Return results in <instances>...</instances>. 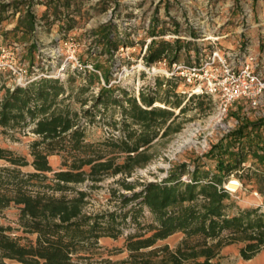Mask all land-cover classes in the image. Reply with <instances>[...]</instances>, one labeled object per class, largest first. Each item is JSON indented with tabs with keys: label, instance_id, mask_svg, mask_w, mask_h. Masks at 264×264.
Here are the masks:
<instances>
[{
	"label": "trees",
	"instance_id": "obj_1",
	"mask_svg": "<svg viewBox=\"0 0 264 264\" xmlns=\"http://www.w3.org/2000/svg\"><path fill=\"white\" fill-rule=\"evenodd\" d=\"M158 1L166 12L175 2ZM40 4L37 16L33 0L0 3V37L5 44L30 39L37 18L47 29L55 24L62 38L85 13L78 0H43ZM14 13H18L15 24L2 26ZM166 23L177 26L171 17L159 18L156 13L149 20L150 40L141 55L145 66L163 57L168 65L185 58L181 49L188 45L183 40L160 37L171 30ZM90 32L102 55L112 56L119 47L133 43L127 34L121 36L111 21ZM75 74L93 77L72 71L67 80ZM103 77L108 81L106 72ZM177 82L171 77L154 78L153 86L147 92L140 88L137 95L119 84L101 85L98 93L91 95L92 104L83 110V116L71 109L65 98L84 102L86 98L74 95L58 77L40 75L12 89L0 85V136L12 137L26 128L36 135L28 145L30 160L0 145V160L8 163L0 167V212L14 205L21 231L35 235L33 240L21 242L11 234L13 228L0 221V264H218L216 257L225 244L242 242L239 252L244 259L264 247V208L238 206L225 188L233 173L241 185L260 192L264 204V118L239 120L237 127L211 143L207 152L190 163L172 166L163 180L145 182L130 195L121 194L124 203H133L130 211L90 214L83 210L87 192L75 184L86 179L97 182L106 175L129 176L134 168L149 162L154 139L176 131L174 108L180 113L185 109L181 95L174 92ZM61 93L64 96L59 97ZM155 101L168 106H155ZM116 108L118 118L114 117ZM95 114H107L116 134L102 142H89L80 122L82 117L91 121ZM52 155L63 156L67 167L54 169L49 160ZM119 155H123L121 162L116 161ZM247 161L248 165L242 164ZM26 165L33 170H21ZM119 181L126 190L135 188ZM144 208L151 221L141 226L137 215ZM128 216L137 231L125 239L126 256L113 259L96 253L98 239L116 237L118 225ZM178 231L183 237L175 249L156 245Z\"/></svg>",
	"mask_w": 264,
	"mask_h": 264
},
{
	"label": "rangeland",
	"instance_id": "obj_2",
	"mask_svg": "<svg viewBox=\"0 0 264 264\" xmlns=\"http://www.w3.org/2000/svg\"><path fill=\"white\" fill-rule=\"evenodd\" d=\"M8 1L10 0H0V3ZM42 1L33 0L37 16L40 14L42 8L40 2ZM158 2V0H78V3L81 4V10L85 12L83 13L84 17H78V25L65 37H72L77 43L76 57L84 62L91 63L94 69L98 71L85 72L86 76H93L91 79H85V77L75 74L74 78L68 81L67 78L71 74V70L67 68L58 71L65 56L63 53L64 48L62 47V41L65 38L62 37V40H60V35L57 36L55 24H52L47 29L39 18H37L31 38L23 42H15L13 54L16 58V63L27 69V75L47 74L51 77L60 78L74 95L86 98L85 102L68 97V99L65 98V103H68L71 109L77 111L79 116H83V110L89 108L92 104L93 98L91 95L97 94L101 85L114 86L119 84L128 88L135 95L138 94L140 88H144V91L147 92L148 87L153 86L154 78L163 79L165 77L161 72L147 73L143 69L144 63L141 59V55L146 49L145 45L150 40L147 32L149 20L154 13L159 18H163L165 15L164 5ZM220 3L225 4L224 13L225 16L230 17V21L234 15H237L244 26H248L251 20L253 22L257 16V11L264 7V0H175L171 9L187 7L189 12L187 19L192 23H197L200 15L203 13L204 17L206 13L209 25H211L213 22L215 23L213 18L220 14ZM17 14L14 13L8 17L2 22V26L11 28L15 24ZM109 21L115 24L116 30L121 36H126L127 34L129 36L128 40L133 42L128 47H119L112 56L100 54L101 48L91 41L93 36L90 32L91 29ZM256 21L258 20L256 19ZM140 40H144L145 44H141ZM31 42H34V44L31 45ZM0 44H5L1 37ZM219 44L217 43L216 45L220 46ZM98 65H100L99 68L97 67ZM105 72L108 76V81L103 77ZM13 81L11 74L6 71L0 73V85L10 87ZM177 81L174 92L181 95L185 109L180 113L179 109L174 108L175 113L178 114L175 120V124L178 125L176 131H170L166 136L152 141L149 149L151 159L145 165L134 168L129 176H124L123 174L106 175L97 182L86 179L82 183L75 184L77 188L87 192L86 202L83 206L85 212L95 214L108 211H130L133 203H124L121 194L130 195L131 192L139 190L145 182L163 180L172 166L183 162L190 163L193 158L202 155L195 147V141L203 137L205 132L209 130L207 123L209 116L213 113L214 103L211 98L205 96H190L188 94V86L180 80ZM1 86L0 94L3 90ZM79 86L84 90H79ZM163 88L161 87L159 90L161 91ZM171 96V100H173L174 93ZM153 105L168 106L160 101H155ZM232 110L235 112L232 116H239L238 119L241 122L246 119L256 120L264 118L254 114L252 111L249 113L243 112L240 101L235 102L230 111ZM106 117L107 114L101 116L95 114L91 121L82 117L80 127L89 142H102L110 135L116 134L115 127L110 125ZM114 117H119L118 108L114 111ZM25 130L24 132H14L12 137L1 135L0 145L8 147L16 154L23 155L30 160L28 145L36 135L31 133L29 128ZM218 138H211L209 145ZM63 158V156L52 155L49 159L50 164L54 169H65L67 165H63ZM122 158L123 155H119L116 161L121 162ZM247 162L249 163V161ZM5 165H8V163L0 160V167ZM21 170L29 172L33 169L30 165H26ZM232 179L234 180L235 178L230 177L229 181L226 182V187L233 190L230 197L236 201L238 206L244 208L261 206L264 208L263 196L260 192L248 189V187L241 185L237 180L236 184H229ZM119 180L132 183L135 188L126 190ZM137 216L138 222L143 224L141 226L151 221V215L146 208L142 209ZM0 221L4 225L11 226L13 228L11 234L19 236L21 242L33 240L35 237L33 234L21 231L18 223V209L14 205H10L0 212ZM118 226L120 232L116 237L102 236L98 239L99 247L95 251L96 253L102 256H110L113 259L126 256L127 252L124 249L125 239L129 234H135L137 226L130 216ZM182 237L183 234L178 231L163 240H158L156 245L167 244L171 249H175ZM242 244L239 241L225 244L216 260L220 258L222 264H236L237 260L242 261V264L246 263L240 258L238 253L239 246ZM263 249L264 247L258 252L262 253Z\"/></svg>",
	"mask_w": 264,
	"mask_h": 264
},
{
	"label": "built area",
	"instance_id": "obj_3",
	"mask_svg": "<svg viewBox=\"0 0 264 264\" xmlns=\"http://www.w3.org/2000/svg\"><path fill=\"white\" fill-rule=\"evenodd\" d=\"M14 45L16 44H0V73L6 71L13 76L14 81L10 89L15 85H25L28 81L40 76V74L27 75V69L16 63L13 54ZM62 47L65 56L58 71L69 68L71 72L77 71L82 74L89 71L98 72L91 63L76 57L77 43L74 38H65L62 41ZM143 69L147 73L161 72L165 77L180 80L188 86L189 95L212 99L214 110L208 118L209 130L195 141V147L202 154L209 149L211 138H221L239 124V119L230 114L235 102H241L243 112L252 111L264 117V55L259 56L249 44L242 48H222L213 45L209 49H204L189 63L174 62L168 65L167 59L163 57L150 66L143 65ZM242 164L248 165V162ZM230 177H234L233 173L229 175ZM182 180H186V177L182 176ZM225 188L232 195L233 190L227 188L226 183Z\"/></svg>",
	"mask_w": 264,
	"mask_h": 264
},
{
	"label": "crops",
	"instance_id": "obj_4",
	"mask_svg": "<svg viewBox=\"0 0 264 264\" xmlns=\"http://www.w3.org/2000/svg\"><path fill=\"white\" fill-rule=\"evenodd\" d=\"M224 6L225 4L220 3V14L213 18L215 23L213 22L211 25H209L208 15L206 13L204 17L202 15L203 13L200 15V18L197 19V23H192L189 19H187L189 15L187 7H179L178 9L170 8L167 12L163 8L165 13L163 18L168 19L171 17L177 24L176 27L170 23H166V25H168L171 30L177 29V31L173 32L169 30L167 34L160 35V37L165 39L179 37L183 40L185 45H188V47H183L181 49L183 54L182 56L186 59L184 58L180 61L186 63H189L194 58H197L204 49H209L217 43H220L219 47L222 48H242L246 44H249L251 49L259 56L264 55V7H261L257 11V16L254 18L253 22H251V20L249 21L248 26H244L243 22L239 20L237 15H234L230 21V17L225 16L224 10L226 8H224ZM256 19L258 21H256ZM75 28L76 26L63 33V38H66L65 36ZM60 40H62V38ZM212 42L213 44H211ZM61 96H63L62 93L59 97ZM240 247L241 246H239V248ZM238 253L240 258L243 261H246L244 264H264V249L262 250V253L257 252L248 259H244L240 255V252ZM217 261L218 264H222L220 258H217ZM241 262L242 261L237 260L236 264H242Z\"/></svg>",
	"mask_w": 264,
	"mask_h": 264
},
{
	"label": "bare ground",
	"instance_id": "obj_5",
	"mask_svg": "<svg viewBox=\"0 0 264 264\" xmlns=\"http://www.w3.org/2000/svg\"><path fill=\"white\" fill-rule=\"evenodd\" d=\"M229 184H236V180H233Z\"/></svg>",
	"mask_w": 264,
	"mask_h": 264
}]
</instances>
